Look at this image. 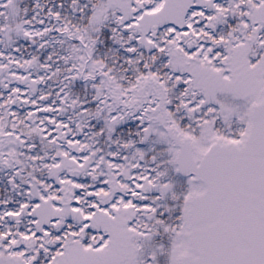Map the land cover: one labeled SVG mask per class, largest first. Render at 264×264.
<instances>
[{
    "label": "snow or ice",
    "instance_id": "6c2138e0",
    "mask_svg": "<svg viewBox=\"0 0 264 264\" xmlns=\"http://www.w3.org/2000/svg\"><path fill=\"white\" fill-rule=\"evenodd\" d=\"M0 264H264V0H0Z\"/></svg>",
    "mask_w": 264,
    "mask_h": 264
}]
</instances>
